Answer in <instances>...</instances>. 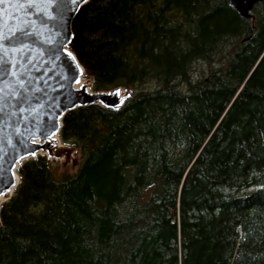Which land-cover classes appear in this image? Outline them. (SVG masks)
Wrapping results in <instances>:
<instances>
[{"label": "trees", "instance_id": "16d2710c", "mask_svg": "<svg viewBox=\"0 0 264 264\" xmlns=\"http://www.w3.org/2000/svg\"><path fill=\"white\" fill-rule=\"evenodd\" d=\"M252 10L79 9L68 47L84 77L131 96L118 110L65 114L73 173L57 175L45 155L17 168L0 207V264H264V1Z\"/></svg>", "mask_w": 264, "mask_h": 264}, {"label": "water", "instance_id": "95a60500", "mask_svg": "<svg viewBox=\"0 0 264 264\" xmlns=\"http://www.w3.org/2000/svg\"><path fill=\"white\" fill-rule=\"evenodd\" d=\"M89 0H5L0 5V198L19 183L17 168L45 155L59 159L69 147L59 137L68 111L89 105L118 110L130 94L93 91L68 47L71 23ZM264 0H227L243 18ZM1 207V205H0ZM1 226V220H0Z\"/></svg>", "mask_w": 264, "mask_h": 264}, {"label": "rangeland", "instance_id": "374dc122", "mask_svg": "<svg viewBox=\"0 0 264 264\" xmlns=\"http://www.w3.org/2000/svg\"><path fill=\"white\" fill-rule=\"evenodd\" d=\"M258 4H256V5H258ZM251 11H253V10H251ZM206 69H207V64L205 62H201V61L200 62H197L195 64V69H194V72H193V78H196L199 75H201L203 72L206 71ZM83 80L89 82L90 84L92 83V81L89 78H85L84 76H83ZM91 90H92V88H91ZM121 94L122 95L130 94L131 95L130 92H125L124 90H122V93ZM62 144L63 145H66L67 147L70 148L69 152L67 154L63 155L59 159H55V158L48 159V161L55 168V171H56L57 175H61V174L66 173V172L67 173H73L74 171H76V168H77V166L79 164V154H78V151L73 146H71L69 144H65L63 142H62Z\"/></svg>", "mask_w": 264, "mask_h": 264}, {"label": "snow or ice", "instance_id": "6c2138e0", "mask_svg": "<svg viewBox=\"0 0 264 264\" xmlns=\"http://www.w3.org/2000/svg\"><path fill=\"white\" fill-rule=\"evenodd\" d=\"M4 3L5 0H0V5H3ZM71 3L75 5L77 3V0H71Z\"/></svg>", "mask_w": 264, "mask_h": 264}, {"label": "bare ground", "instance_id": "6f19581e", "mask_svg": "<svg viewBox=\"0 0 264 264\" xmlns=\"http://www.w3.org/2000/svg\"><path fill=\"white\" fill-rule=\"evenodd\" d=\"M75 55V54H74ZM78 60V59H77ZM79 62V61H78ZM4 198H0V204L3 202Z\"/></svg>", "mask_w": 264, "mask_h": 264}]
</instances>
